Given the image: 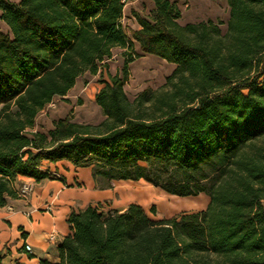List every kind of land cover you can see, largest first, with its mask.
<instances>
[{
    "label": "trees",
    "instance_id": "1",
    "mask_svg": "<svg viewBox=\"0 0 264 264\" xmlns=\"http://www.w3.org/2000/svg\"><path fill=\"white\" fill-rule=\"evenodd\" d=\"M152 1L150 20L132 11L133 30L122 25L125 0H0V207L17 198L16 177L40 181L43 162L66 161L90 168L99 189L144 181L209 201L159 221L138 204L72 210L58 261L41 264H264V147L253 148L264 138V0H225L224 34L211 20L181 26L176 1ZM134 43L175 67L167 90L131 102L123 86L134 56L116 75L106 60ZM85 73L99 75L104 120L65 117L33 132Z\"/></svg>",
    "mask_w": 264,
    "mask_h": 264
},
{
    "label": "rangeland",
    "instance_id": "2",
    "mask_svg": "<svg viewBox=\"0 0 264 264\" xmlns=\"http://www.w3.org/2000/svg\"><path fill=\"white\" fill-rule=\"evenodd\" d=\"M170 1L177 2L181 14L177 22L181 26L211 20L214 23H221L219 26L221 34L226 32L228 7L225 0ZM151 2L152 0H135L127 3L122 25L126 29L132 28L134 22L132 11L150 20ZM0 32H8L6 25L1 20ZM186 37L193 42L192 36ZM130 53L134 56V61L128 64V78L123 86V91L128 100L134 101L143 91L159 93L167 90L164 87L165 78L171 74L175 66L157 57L142 54L136 43H134L132 50L126 51L120 48L112 50L111 58L106 60L109 73L111 75L120 74L124 60L131 55ZM98 79V74L86 73L81 76L77 80L76 86L65 98H56L44 111L37 115L35 119L36 130L47 133L52 128V122L65 117L80 125H99L104 120V116L94 101V95L102 87L98 83ZM254 146L264 147V138L256 141L253 148ZM110 189L114 192L113 199L97 203L101 211L104 213L118 212L122 211L126 205L138 204L145 214L155 221L171 219L182 213L202 211L209 201L208 197L203 194L189 198L169 196L144 181L113 182Z\"/></svg>",
    "mask_w": 264,
    "mask_h": 264
},
{
    "label": "crops",
    "instance_id": "3",
    "mask_svg": "<svg viewBox=\"0 0 264 264\" xmlns=\"http://www.w3.org/2000/svg\"><path fill=\"white\" fill-rule=\"evenodd\" d=\"M153 6L152 1L150 10ZM132 19L134 22L131 29H139L135 18ZM32 131H37L35 124ZM40 169L49 174L48 178L36 181L16 177L14 188L18 191L21 184L28 183L31 185L30 194L25 198L17 196L0 207V252L4 255L2 264H41V261L56 263L57 247L70 232L67 223L70 212L82 211L88 206L113 199L112 189L97 188L90 168H75L66 161H60L56 164L43 162ZM127 207L118 212L123 213ZM51 233L54 241L49 242L48 236ZM25 244L30 246V252L25 251Z\"/></svg>",
    "mask_w": 264,
    "mask_h": 264
},
{
    "label": "built area",
    "instance_id": "4",
    "mask_svg": "<svg viewBox=\"0 0 264 264\" xmlns=\"http://www.w3.org/2000/svg\"><path fill=\"white\" fill-rule=\"evenodd\" d=\"M126 1V4L129 3V2H132V1H135V0H125ZM31 192V185L28 184V183H23L20 185L18 191H17V195L19 198H25L27 197ZM48 241L49 242H52L54 241V235L51 233L49 234L48 236ZM24 248H25V251L27 252H30L31 251V248L29 245L25 244L24 245Z\"/></svg>",
    "mask_w": 264,
    "mask_h": 264
}]
</instances>
